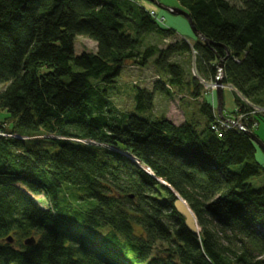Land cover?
I'll return each instance as SVG.
<instances>
[{
    "label": "trees",
    "instance_id": "1",
    "mask_svg": "<svg viewBox=\"0 0 264 264\" xmlns=\"http://www.w3.org/2000/svg\"><path fill=\"white\" fill-rule=\"evenodd\" d=\"M140 1L0 0V132L11 135L0 136V264H264V186L249 182L264 168L201 82L215 83L222 60L223 84L246 100L235 95L232 114L253 133L264 0H177L210 42L192 45ZM76 37L96 51L75 55ZM151 59L158 79L119 111L121 69ZM157 94L203 98L198 121L141 118Z\"/></svg>",
    "mask_w": 264,
    "mask_h": 264
},
{
    "label": "rangeland",
    "instance_id": "2",
    "mask_svg": "<svg viewBox=\"0 0 264 264\" xmlns=\"http://www.w3.org/2000/svg\"><path fill=\"white\" fill-rule=\"evenodd\" d=\"M144 7L147 9L153 8L155 13L158 16L159 22L167 28L174 29L180 38L186 40L190 45L195 43V37L192 33V30L189 26L188 20L182 15H172L171 13L160 9L157 5H162L164 7L169 8H181L178 4L177 0H141L140 1ZM96 51V44L83 37H76L74 40V54L80 55L82 52H95ZM193 60V55L191 56ZM152 61L150 60V64L147 66L141 67L137 66L133 62H127L123 68L121 69V74L116 83V89L113 90V93L110 95L113 104L119 111H130L133 106V91L132 87L134 85L145 87L151 89L153 83L158 79V75L152 67ZM192 73L194 74V70L192 68ZM204 89L206 91L207 97L211 98L214 102V106L217 111V96H216V89L215 83L201 81ZM1 87V86H0ZM237 95L244 100L239 94L235 92V90L229 86L223 84V104L222 110L224 108V112L233 118L230 120H234L236 123L240 120L237 115H233L232 112L236 109V104L234 101V96ZM203 98L199 99V101L193 102L192 100L186 98L185 101H182L180 96L173 95L172 97L159 95L157 94L155 97L154 108L151 112L139 114V116L143 119L151 120L157 117H165L167 120L171 121L175 125L183 124L188 117H193L194 120L198 121V103L202 102ZM247 103V102H246ZM235 106V107H234ZM251 108V104L248 105ZM252 109V108H251ZM261 110L257 109L256 113H260ZM263 112V111H262ZM264 115V113H260ZM219 116V114H218ZM7 117L6 112L0 109V122L5 121ZM214 129V127H212ZM216 130V128H215ZM217 131V130H216ZM254 135L264 144V116L258 119V125L256 128H253ZM256 159L261 166L264 168V149L256 145ZM250 184L258 189L264 186V177H255L252 178ZM40 201L43 207H46L45 201L41 197L37 198Z\"/></svg>",
    "mask_w": 264,
    "mask_h": 264
},
{
    "label": "water",
    "instance_id": "3",
    "mask_svg": "<svg viewBox=\"0 0 264 264\" xmlns=\"http://www.w3.org/2000/svg\"><path fill=\"white\" fill-rule=\"evenodd\" d=\"M153 1V0H151ZM160 9L167 11L171 13L172 15H182L184 16L189 23V26L192 30V33L196 39H199L203 41L205 44H210V42L204 38L195 28L192 19L190 15L184 10L180 8H169V7H164L162 5H157ZM229 55V54H227ZM218 76L215 78V89H216V96H217V111L220 116V119L225 122H229L228 120L222 118V104H223V82H222V60L219 61L218 63ZM247 135L250 137V139L259 147L264 149V144L260 142V140L251 132V131H246ZM175 200L173 202V207L175 211L185 220V224L188 227V229L196 233L198 231V226H197V221L196 218L189 208L188 204L178 195H175ZM7 243L12 244L13 243V238L8 237L5 239ZM35 239L33 237L28 238L24 241V245L26 246H33L35 244Z\"/></svg>",
    "mask_w": 264,
    "mask_h": 264
},
{
    "label": "built area",
    "instance_id": "4",
    "mask_svg": "<svg viewBox=\"0 0 264 264\" xmlns=\"http://www.w3.org/2000/svg\"><path fill=\"white\" fill-rule=\"evenodd\" d=\"M151 14L154 15L153 12H151ZM248 105H250V104H248ZM251 108H253L254 113H256V110H257V109H260V110H261L260 113H264V108L255 107V106H251ZM262 111H263V112H262ZM238 122H240V120H238ZM219 123H221L222 127H225V128L236 127V128H239V129H241V130H243V131H246V128H245L241 123H236V122H234V123L219 122ZM214 130H215V127H214ZM216 130H217V129H216ZM217 131H218V130H217ZM217 133H218V137H221V134L219 133V131H218ZM0 136L6 137V136H8V135H5V134H3V133L0 132Z\"/></svg>",
    "mask_w": 264,
    "mask_h": 264
},
{
    "label": "crops",
    "instance_id": "5",
    "mask_svg": "<svg viewBox=\"0 0 264 264\" xmlns=\"http://www.w3.org/2000/svg\"><path fill=\"white\" fill-rule=\"evenodd\" d=\"M150 10L155 11L153 8H150ZM234 107H235V106H234ZM259 162H262V161H259Z\"/></svg>",
    "mask_w": 264,
    "mask_h": 264
}]
</instances>
